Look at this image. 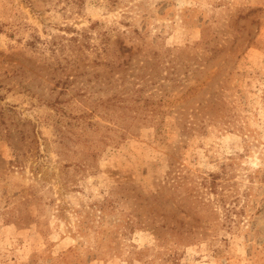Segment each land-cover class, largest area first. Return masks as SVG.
Wrapping results in <instances>:
<instances>
[{"label":"rangeland","instance_id":"obj_1","mask_svg":"<svg viewBox=\"0 0 264 264\" xmlns=\"http://www.w3.org/2000/svg\"><path fill=\"white\" fill-rule=\"evenodd\" d=\"M0 264H264V0H0Z\"/></svg>","mask_w":264,"mask_h":264},{"label":"trees","instance_id":"obj_2","mask_svg":"<svg viewBox=\"0 0 264 264\" xmlns=\"http://www.w3.org/2000/svg\"><path fill=\"white\" fill-rule=\"evenodd\" d=\"M143 107L147 108L148 107L147 103L143 104ZM194 124H196V123H194ZM209 176L211 177V182H210L211 186L210 187H211V189H213V187H214L213 183H214V180L216 179V175H211L210 174ZM181 179H183V177H181L180 174L176 173L175 177L172 179V183H171L170 187L171 188H176V187L180 186L182 184V182L180 181ZM203 183L204 182H201L202 185H203Z\"/></svg>","mask_w":264,"mask_h":264}]
</instances>
